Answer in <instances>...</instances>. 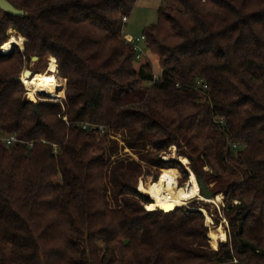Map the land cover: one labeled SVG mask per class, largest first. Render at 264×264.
Masks as SVG:
<instances>
[{
	"label": "trees",
	"instance_id": "obj_1",
	"mask_svg": "<svg viewBox=\"0 0 264 264\" xmlns=\"http://www.w3.org/2000/svg\"><path fill=\"white\" fill-rule=\"evenodd\" d=\"M9 1L25 15L0 9V46L25 41L0 51V133L24 142L0 143V264H264V0L159 7L142 31L158 80L122 34L137 0ZM34 55L55 59L59 100L26 98ZM171 146L225 196L217 249L200 210L137 189Z\"/></svg>",
	"mask_w": 264,
	"mask_h": 264
},
{
	"label": "rangeland",
	"instance_id": "obj_2",
	"mask_svg": "<svg viewBox=\"0 0 264 264\" xmlns=\"http://www.w3.org/2000/svg\"><path fill=\"white\" fill-rule=\"evenodd\" d=\"M170 3H175V0H137L132 12L124 21L123 32H122L123 37L127 38V40H130L132 38L141 36L144 27L156 22L158 8ZM7 33L9 34L8 39L11 37H16V38L21 37L22 41L20 42V44L14 43L13 46H17L18 48L22 49L25 41L24 37L18 34L13 29H8ZM139 45L143 48L144 54L139 60H136L134 62L135 67H138L141 63L149 60L152 64L153 72L158 74L159 64L157 57L147 49L145 43L140 41ZM2 47L3 44L0 46V51L5 53L2 50ZM34 56L38 57L37 55ZM32 57L33 56H31V58L24 63L22 72L27 69L32 73H36V72L43 74L54 73L55 75H57V80L60 83V86L62 85L61 87L62 94L59 95V92L57 91V94L55 96H49L47 93L35 91L33 96L31 97L29 95L28 96L32 99L34 98L35 100H59L60 98H62L64 94L63 88H64L65 80L59 74V71L55 63V59L52 56H48V57H42L41 59H39L38 57L37 59L34 60L32 59ZM20 76H22V73ZM24 86L27 90H29L26 85ZM111 134L112 135H110V137L112 139H115L118 142L119 146L121 147L120 154H129L133 158L138 159L137 155L133 154L129 150V148L126 147L120 132L112 131ZM161 157L164 160H166L168 163L165 164L162 168H160L159 173H161L162 169L168 167L174 168L177 171V178H175L174 182L171 185H169L168 188L176 189L186 184L190 178V171H192L188 157L179 155L177 153V148L175 146H171L166 153L161 154ZM181 158H186V162H183ZM178 164L183 167L181 168ZM183 169L187 170V174L183 173ZM205 170H210V169L208 167H205ZM213 186H214V182H210L209 188L211 189ZM145 188H147V186H145L143 181H139L137 185V189H139L142 192H145L151 198L152 196L149 192V188L147 189V191H144ZM218 194H220V200L216 201L217 203L213 201L203 200L200 198V195H196L195 197H191L185 201L183 200L181 203H178V205L182 204L179 206H183L184 208L183 210H199L198 207H200L201 209L200 211L202 212L204 217V225L207 227L208 230L207 231L208 242L212 249H217L218 244L220 242H225L229 240L228 218L225 214V211H223V207L226 204V199L222 192H219L216 195ZM236 202L237 201H234V203ZM148 209H150V207ZM202 209H204L205 211H202ZM217 227L221 228L225 232L226 234L225 239H221L220 233L217 231ZM212 230L213 232L216 233V236L213 234ZM216 238L218 239L217 241ZM212 244H216V248H214Z\"/></svg>",
	"mask_w": 264,
	"mask_h": 264
},
{
	"label": "bare ground",
	"instance_id": "obj_3",
	"mask_svg": "<svg viewBox=\"0 0 264 264\" xmlns=\"http://www.w3.org/2000/svg\"><path fill=\"white\" fill-rule=\"evenodd\" d=\"M21 41V37H11L3 44L2 50L4 52H7L14 43L20 44ZM20 78H22V82H24L28 87V95L30 97L34 95L35 91L47 93L49 96H55L60 86V83L57 80V75H55L54 73L43 74L36 72L30 74L26 72V74L22 73V76H20ZM181 160L183 162H186V158H181ZM175 178H177L176 169L170 167L164 168L162 169L157 181L152 183L149 187V192L155 199L156 208L163 209L164 211H170L178 203H181L183 200L185 201L191 197H195L196 195H200V198L203 200L213 202L220 200V194L209 199L204 198L200 194L195 174L192 171H190V178L186 184L176 189L168 188V186L174 182ZM202 211L205 210L202 209ZM217 231L220 233L221 239H225V232L219 227H217Z\"/></svg>",
	"mask_w": 264,
	"mask_h": 264
},
{
	"label": "built area",
	"instance_id": "obj_4",
	"mask_svg": "<svg viewBox=\"0 0 264 264\" xmlns=\"http://www.w3.org/2000/svg\"><path fill=\"white\" fill-rule=\"evenodd\" d=\"M125 20H126V17H123V21H125ZM126 41L132 45L133 49L136 52L135 53V60H139L144 54L143 48L139 45L140 41H142L144 43V35L142 34L139 37H135V38H132V39L126 40ZM158 79H159V74L153 72V80H158ZM23 84L25 85L24 82H23ZM28 92H29V90L26 89V98L29 100L36 101L34 98L32 99L28 96ZM219 121L222 122V119H219ZM87 126H90L91 128L98 130L100 133H104L107 131V128L102 124H91V125L83 124L82 128H86ZM20 142H24V141L21 140L17 136V134L14 132L8 133V134L0 133V143L4 144L6 146H11L13 144L20 143ZM27 143H28L29 148L33 144L32 142H27ZM233 146H236V144H233Z\"/></svg>",
	"mask_w": 264,
	"mask_h": 264
},
{
	"label": "water",
	"instance_id": "obj_5",
	"mask_svg": "<svg viewBox=\"0 0 264 264\" xmlns=\"http://www.w3.org/2000/svg\"><path fill=\"white\" fill-rule=\"evenodd\" d=\"M0 9H2L3 11H5V12H7L10 15H13V16H23V15H25V11L23 9L17 8L9 0H0ZM37 58L38 57H36V56L32 57V59H34V60L37 59ZM26 72H28L30 74L32 73V72L28 71L27 69L24 70L22 73L26 74ZM18 78L21 79L20 76ZM34 108H35V110L37 109V103L34 104ZM196 180H197V183H198V186H199V189H200V194L204 198H212V197L216 196L214 194V192L209 189V186L206 184V182L204 181V179L201 177L200 174L198 175ZM199 210H201V209H199Z\"/></svg>",
	"mask_w": 264,
	"mask_h": 264
},
{
	"label": "crops",
	"instance_id": "obj_6",
	"mask_svg": "<svg viewBox=\"0 0 264 264\" xmlns=\"http://www.w3.org/2000/svg\"><path fill=\"white\" fill-rule=\"evenodd\" d=\"M122 32H123V30H122ZM126 40H127V38H125Z\"/></svg>",
	"mask_w": 264,
	"mask_h": 264
}]
</instances>
